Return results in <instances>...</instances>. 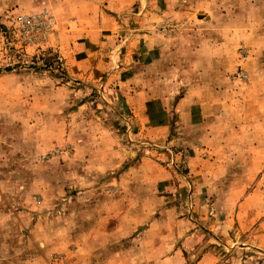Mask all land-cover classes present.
Masks as SVG:
<instances>
[{
    "label": "rangeland",
    "instance_id": "obj_1",
    "mask_svg": "<svg viewBox=\"0 0 264 264\" xmlns=\"http://www.w3.org/2000/svg\"><path fill=\"white\" fill-rule=\"evenodd\" d=\"M53 3L0 0V264H264V0H192L126 62V92L205 109L173 143L118 80L70 72Z\"/></svg>",
    "mask_w": 264,
    "mask_h": 264
},
{
    "label": "crops",
    "instance_id": "obj_2",
    "mask_svg": "<svg viewBox=\"0 0 264 264\" xmlns=\"http://www.w3.org/2000/svg\"><path fill=\"white\" fill-rule=\"evenodd\" d=\"M191 1L54 0L53 3L66 42L63 52L59 50L70 72L87 79L106 74L118 80L136 124L148 131L150 139H171L173 143L175 139L169 135L174 114L179 117L176 123L184 128L199 124L204 117L200 111L204 113L205 109L194 101L187 102L185 95L179 104H172L168 97L148 96L154 92L151 84L133 86L126 92L131 78L137 77L136 66L126 62L135 60V55L137 60L156 61L155 56L162 50L159 46L169 40L155 36L151 28L166 15L196 12L195 6L189 5ZM65 27L67 33L63 32ZM123 34L126 37L119 40L118 36Z\"/></svg>",
    "mask_w": 264,
    "mask_h": 264
},
{
    "label": "built area",
    "instance_id": "obj_3",
    "mask_svg": "<svg viewBox=\"0 0 264 264\" xmlns=\"http://www.w3.org/2000/svg\"><path fill=\"white\" fill-rule=\"evenodd\" d=\"M36 20V19H34ZM37 20L40 23L41 27H43V32H49L51 30L52 26V19L46 12L40 14L37 16ZM29 19H26L25 22L22 24V28L26 27L28 28L27 24L29 23Z\"/></svg>",
    "mask_w": 264,
    "mask_h": 264
}]
</instances>
